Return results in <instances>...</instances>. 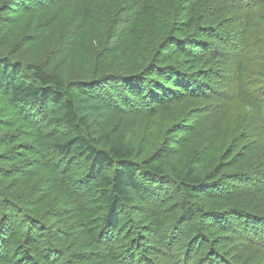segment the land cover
<instances>
[{"label": "trees", "instance_id": "1", "mask_svg": "<svg viewBox=\"0 0 264 264\" xmlns=\"http://www.w3.org/2000/svg\"><path fill=\"white\" fill-rule=\"evenodd\" d=\"M2 6L47 14L0 52V118H9L0 124V264H264V0ZM15 16L10 26H20ZM137 107L156 122L155 142L142 135L152 127L134 144L124 132L120 116ZM11 113L56 158L89 166L79 190L33 150L75 222L45 212L41 196L27 199L29 180L13 178L11 152L29 135L13 137ZM170 132L175 153L192 142L195 162L212 148L208 168L166 166Z\"/></svg>", "mask_w": 264, "mask_h": 264}, {"label": "rangeland", "instance_id": "2", "mask_svg": "<svg viewBox=\"0 0 264 264\" xmlns=\"http://www.w3.org/2000/svg\"><path fill=\"white\" fill-rule=\"evenodd\" d=\"M3 1L4 0L0 1V52L6 53L7 52L6 48H8L9 40L12 39L14 35L19 37L23 34L21 32H17L16 34H13V32L21 31L20 29H23V27H29V26L34 27L38 23L43 24V18L45 17L47 13L39 12L38 10H26L21 14L19 12L17 13L15 12L17 11V9L18 11H21L22 8H17V9L14 8L13 12H11V14L8 15V13H5L2 11L4 9V7L2 6ZM14 15H16L15 17L19 18L18 23L20 24V26H17V24H15L14 26H10V22L13 21ZM47 29L48 28H46V30ZM22 32H25V31H22ZM54 36H55V32L52 34V37ZM50 39L52 41L51 36H50ZM20 42L25 43V41L23 40H20ZM171 107L173 108L172 104H171ZM171 112L177 116L181 115V109L179 108H174L172 109ZM143 113L145 112H142L137 107L135 108V111L123 112V114L120 116V118L123 121L121 123L124 125V129H125L124 132L127 133L126 135L128 136L129 141L132 142V144H134V141H136L139 134L142 131H145L146 129H148L149 127H152V128H149L148 130H146L144 134L142 135H144L147 138H148V135H150L153 138L154 142L156 141L159 135V131L155 130L157 128V126L155 125L156 122H154V120L145 119L143 117ZM104 115H105V112L100 111V113L94 119L95 122L99 120L101 116H104ZM9 116L14 118L13 120L10 119L12 120V125L9 127H12L15 129V131L12 133L15 139H18V137L22 135V132L24 131L26 132L23 134V136L25 134H27V136L29 135L27 139L20 140L19 147H18L19 150L14 149L11 152V158L15 159V163H11V164L16 165L19 174L22 175V176L21 175L13 176V178L16 180H20L26 177L29 180L27 199H29L30 201H33L36 198L37 200H39L42 197L41 200L44 202L43 210L45 212L56 211V213L60 215L61 219H63V223L70 224L72 222H75L76 217L73 216L72 207L69 204V200L65 199L63 196H61L59 193H57L56 191L52 189V186L46 180V175L43 169L38 166V156L34 153L33 150L35 146L41 147L42 152L45 154L44 159L46 160L47 158L48 160V157H51L53 159V160H50L49 165L53 169L59 170V172L61 173V176H64L65 178L69 179V181L67 182L68 185H70L73 188L75 186L79 190L85 189L84 187L85 185L82 183V181L84 180V178L87 179L86 169H88L89 166L88 165H86L85 167L81 166L83 164V161L80 160L79 162H76V159H74L75 157H73V159L71 160L69 159L66 161H63L65 160L63 159V157L56 158L55 157L56 155H53L52 152L49 150L50 146L48 144H50V141H48L46 136L43 137L41 132H39V130L35 131V128L31 129L25 123H19L18 120L16 119L17 117L16 114L11 113ZM38 119L40 120L41 117L38 116ZM8 121H9L8 116L7 118H3V119L0 118V124L2 122L6 123ZM192 121L193 120H190L191 122L190 127L192 126ZM116 124H119V123L117 122ZM42 128L44 130L50 129V128H45L43 126ZM5 129H6L5 125L3 127L2 125H0V130L4 131ZM54 132L59 133L58 126L54 128ZM176 136L177 134H174V132H170L169 134L164 135L162 139H163V142L165 143L167 142L168 143L167 145H169L171 149L174 150L173 143L175 141ZM228 141L229 139L227 137H224L223 139H221V142H228ZM17 143H18V140L16 141L15 145H17ZM160 143H162V140L160 141ZM176 147H178L177 153H175V150H174V155L172 156V158L175 159L174 161L172 160V158L171 159L168 158L167 160H162L164 161L166 166L167 164H169L170 166L174 164V162H177V161L190 162V163L195 162L192 160V156L194 155V152H195L193 150L192 142H190L188 145L187 144L182 145L181 147L176 145ZM0 151L5 152L3 146L0 147ZM211 152H212V148H210L208 152L204 150V152L202 153V158L203 157L204 158L202 160L195 162L197 163V165H199V167L202 170H206L208 168V167L207 168H204V167H206V161ZM191 153H192V156H191ZM182 155H185V156L187 155V156L185 157ZM23 172H26V174H23ZM10 184L12 185V183ZM143 233H145L144 235H147L146 232H143ZM150 264L152 263L150 262Z\"/></svg>", "mask_w": 264, "mask_h": 264}]
</instances>
